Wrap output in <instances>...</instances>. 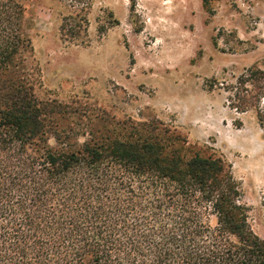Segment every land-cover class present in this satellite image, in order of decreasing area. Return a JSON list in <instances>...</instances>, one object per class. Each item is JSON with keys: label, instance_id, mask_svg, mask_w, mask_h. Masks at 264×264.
Here are the masks:
<instances>
[{"label": "trees", "instance_id": "trees-1", "mask_svg": "<svg viewBox=\"0 0 264 264\" xmlns=\"http://www.w3.org/2000/svg\"><path fill=\"white\" fill-rule=\"evenodd\" d=\"M24 12L0 0V264H264L225 160L156 119L37 98ZM263 82L247 69L230 103L262 127Z\"/></svg>", "mask_w": 264, "mask_h": 264}, {"label": "rangeland", "instance_id": "rangeland-1", "mask_svg": "<svg viewBox=\"0 0 264 264\" xmlns=\"http://www.w3.org/2000/svg\"><path fill=\"white\" fill-rule=\"evenodd\" d=\"M207 2L22 0L39 67L34 91L68 111L156 119L222 158L264 239V127L254 110L230 107L251 89L241 84L247 69L264 77V0ZM259 108L264 118V96Z\"/></svg>", "mask_w": 264, "mask_h": 264}]
</instances>
